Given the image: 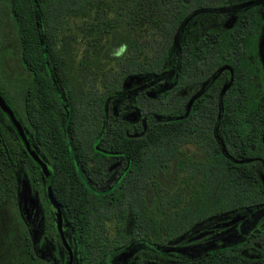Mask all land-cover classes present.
<instances>
[{
  "label": "trees",
  "instance_id": "1",
  "mask_svg": "<svg viewBox=\"0 0 264 264\" xmlns=\"http://www.w3.org/2000/svg\"><path fill=\"white\" fill-rule=\"evenodd\" d=\"M0 2L20 64L32 72L21 92L30 145L49 161L55 202L83 242L107 255L104 227L113 216L115 253L119 244L145 245L133 264L144 255L162 264H264V222L244 243L192 257L165 249L203 243L209 233L187 238L222 214L229 219L243 206L264 205V0ZM125 113L140 120L137 136L124 131L131 116L117 122ZM103 132L104 147L128 163L112 198L75 189L78 169L66 166L92 161ZM190 142L194 162L182 148ZM19 166L37 182L44 178L21 143ZM134 178L145 180V204Z\"/></svg>",
  "mask_w": 264,
  "mask_h": 264
},
{
  "label": "flooded vegetation",
  "instance_id": "2",
  "mask_svg": "<svg viewBox=\"0 0 264 264\" xmlns=\"http://www.w3.org/2000/svg\"><path fill=\"white\" fill-rule=\"evenodd\" d=\"M1 2H0V52L2 49H7L5 46L8 41L4 39L1 34V25L3 20ZM6 10V9H5ZM7 11V10H6ZM9 14V13H8ZM10 20V16H9ZM11 21V20H10ZM16 38V37H15ZM17 41V39H16ZM7 51L10 54V51ZM18 63L19 59H18ZM22 67V70L26 69ZM8 70L7 66H3L2 70ZM7 74V75H6ZM32 72L22 74H15L14 71L10 72L1 71V77L6 80L0 81V97L4 101L5 105L11 111L16 123L24 133L26 142L30 145L32 135L29 132V127L26 124V120L21 112V92L24 89L28 80L32 77ZM1 78V80H2ZM10 80H13L9 85ZM9 88L13 89L15 98L9 91ZM21 89V90H20ZM20 91V97L18 103L15 101L18 99ZM10 101V102H9ZM108 116V115H107ZM131 116L134 123H131V129L124 128V131L129 136H137L140 134L139 126L140 120L138 117H134L131 113H125L122 116H117V122L122 117L124 121H130ZM122 122V120H121ZM262 135H264V121L262 123ZM105 133L102 136L96 135L94 146L95 153H92L94 158L89 160L86 164L75 162L73 164L68 163L66 166H73L78 170L74 175L72 181L75 183V189H81L82 186L90 187L94 194H107L109 198H112L114 192V184L117 178L125 172L128 163L122 162V157L111 151L110 147H104ZM66 139V138H65ZM22 144L25 148L24 142L19 136V132L11 120L10 116L0 107V217L2 211L5 209L9 215V224L6 229L12 230L17 236V243L19 249L24 255L23 261L20 264H133L137 261V250L145 247L143 242H130L119 244L117 253L114 252V237L115 226L113 224V216H111L106 222L104 230L107 232L109 242L106 248L108 249L107 255L99 254L97 249H94L92 245L83 242L80 233L75 231L71 219L68 218L66 210H57L52 202L48 199L45 186V178L38 180V182L32 178L27 177L23 173V168L19 166V144ZM194 147L192 152L188 151V146ZM182 148L187 151V154L192 158L193 162L198 151L194 142H190L182 145ZM254 148L251 147V150ZM39 157V156H38ZM101 159L102 161H97ZM47 171L49 170V161L45 157L43 160ZM254 168L255 173L261 176L259 173L257 163H249ZM124 172L122 173L121 168ZM100 168V170H97ZM21 171V172H20ZM50 174V173H49ZM182 172H178L176 179H173L174 185L179 182ZM124 175V174H123ZM262 177V176H261ZM129 179L128 182H131ZM135 184L137 179H133ZM161 180V176H160ZM193 182V180H191ZM69 180L62 179V196L63 199L67 197ZM145 180L139 178L137 184L142 185L141 197L146 200V185ZM188 189H193L191 183ZM3 186H6L4 190ZM4 191V192H3ZM50 191L51 184H50ZM44 192V196H43ZM54 199V196L52 194ZM55 201V199H54ZM110 202V200H108ZM264 212V205L252 204L251 206H243L239 211H235L234 214L226 219L225 215H221L219 219H216L214 224L208 225L205 229L200 230L195 235L188 237L187 240L199 237L201 233H209L206 236V240L203 243H189L185 246H180L178 243H174L170 247H165L171 255H178L181 253L188 257H192L193 254L204 252L205 250L215 247L217 245L229 244L236 241L245 242L246 235L252 231H259L261 224L264 222V216L259 219V213ZM57 215L59 217H57ZM132 214L128 211L126 213V225L125 230H130ZM225 218V219H224ZM16 220H19L21 225H18ZM252 221L249 226L248 222ZM219 228V229H218ZM120 238V237H119ZM257 244V243H254ZM91 247V248H90ZM96 248V247H95ZM89 249H92L90 252ZM162 250V248H160ZM95 250V251H93ZM144 253V252H142ZM142 264H162L163 259L146 258L144 255L141 259ZM174 259L166 260V264L174 263Z\"/></svg>",
  "mask_w": 264,
  "mask_h": 264
},
{
  "label": "rangeland",
  "instance_id": "3",
  "mask_svg": "<svg viewBox=\"0 0 264 264\" xmlns=\"http://www.w3.org/2000/svg\"><path fill=\"white\" fill-rule=\"evenodd\" d=\"M1 18L3 20V23L1 25V34H3L2 36L4 37V39L8 41L5 46L10 51V54H8L7 51H4L7 49H2L3 52H0V81H3L6 79L1 77V71L3 76V71L7 73L10 72V70H12L15 72V74L23 75V73L24 72L26 73L27 70L26 71L24 69L22 70V67L19 65L20 63H18V48H17V41L15 38V32L11 26V21L9 20V14L5 9L2 10ZM5 65L8 68L7 71L5 69L2 70L3 66ZM78 74L79 72L75 70L74 75L78 76ZM11 81L13 80H10L9 85L13 83ZM2 89L3 88H1L0 90L2 91ZM96 89L98 90V92L102 90L99 81ZM9 91L13 97L14 96L13 89L9 88ZM17 96L18 99L15 101L16 104L18 103L20 97V91ZM187 149L189 152H192L194 150V147L189 145ZM263 216H264V212H262L261 214L259 213V219L262 218ZM8 217L9 215L7 214V211H5L4 209L0 217V264H20L19 262L23 261L22 259L24 258V255L19 249V245L17 243V236L15 235V233L10 229H6L9 224ZM16 222L18 225H21L19 220H16ZM251 222L252 221H249L247 226H249Z\"/></svg>",
  "mask_w": 264,
  "mask_h": 264
},
{
  "label": "water",
  "instance_id": "4",
  "mask_svg": "<svg viewBox=\"0 0 264 264\" xmlns=\"http://www.w3.org/2000/svg\"><path fill=\"white\" fill-rule=\"evenodd\" d=\"M0 107L10 116L11 120L13 121L14 125L16 126V128L19 132V136H20L21 140L24 142L26 151L28 152L30 157L34 160V162L40 167L42 174L46 180L45 190H46L47 197L52 202L53 206L58 210V206H57L56 202L54 201L52 194H51V191H50L51 175L47 171L44 162L41 159H39V157L36 155V153L30 148L29 144L26 142L24 133L21 131V129L18 126V124L16 123L11 111L5 105V103L1 97H0ZM57 217H59V216L57 215Z\"/></svg>",
  "mask_w": 264,
  "mask_h": 264
}]
</instances>
